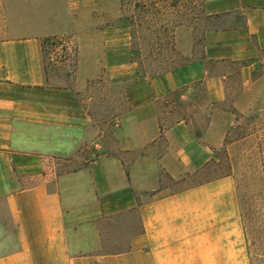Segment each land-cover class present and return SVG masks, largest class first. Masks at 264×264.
I'll list each match as a JSON object with an SVG mask.
<instances>
[{
	"label": "crops",
	"instance_id": "crops-1",
	"mask_svg": "<svg viewBox=\"0 0 264 264\" xmlns=\"http://www.w3.org/2000/svg\"><path fill=\"white\" fill-rule=\"evenodd\" d=\"M201 10L199 40L174 31L183 65L150 78L115 23L121 0H0V264H250L235 177L189 184L224 145L217 111L201 138L159 101L201 87L216 107L235 73V101L264 102V0ZM62 36L79 44L70 76L45 63L44 41ZM105 79L130 83L99 122L89 93ZM100 223L120 225L118 250H96Z\"/></svg>",
	"mask_w": 264,
	"mask_h": 264
},
{
	"label": "rangeland",
	"instance_id": "rangeland-1",
	"mask_svg": "<svg viewBox=\"0 0 264 264\" xmlns=\"http://www.w3.org/2000/svg\"><path fill=\"white\" fill-rule=\"evenodd\" d=\"M200 5L201 0H121V14H118L120 18L115 23L125 22L128 25L129 58L133 62H143L142 70L148 73L161 66L185 61L177 50V45L173 49L166 37L175 31L178 24H191L190 28L195 30L196 39L199 40L200 28L192 20L198 16ZM159 37L162 40H158ZM43 48L45 63L49 68L67 76L74 72L79 49L77 39L69 36L49 38L44 41ZM139 72L142 75L141 68ZM106 79L97 80L89 93L93 97L90 102L91 109L96 113L99 122L108 121L110 118L114 120L109 116L125 109L121 95L124 86L130 83L126 81L115 84ZM229 85L232 88L229 101L216 107L206 103L203 89L197 87L194 100L180 101V94L177 93L170 97L168 103L166 100L159 101V108L172 112L167 120L169 123L183 115H189L188 121L194 133L201 138L209 130L210 111L212 114L217 111L215 113L218 123L215 129L223 133L224 145L209 167L189 184L195 185L226 175L235 177L249 262L264 264V102L235 101L241 93L235 73ZM263 88L256 89L253 95L261 98L264 94ZM69 226H73V223ZM99 227L102 236L97 240L96 250H118V242L121 240L119 234L122 231L120 225L100 223Z\"/></svg>",
	"mask_w": 264,
	"mask_h": 264
},
{
	"label": "trees",
	"instance_id": "trees-1",
	"mask_svg": "<svg viewBox=\"0 0 264 264\" xmlns=\"http://www.w3.org/2000/svg\"><path fill=\"white\" fill-rule=\"evenodd\" d=\"M209 20H210V17H207L204 15L203 11L201 10V5H200V12H199L198 16L192 20L193 24H196L197 26L202 28L203 25L204 26L208 25L207 23ZM180 25L181 24H178L176 27H178ZM189 26H191V24ZM166 38H168L169 44L174 49L176 47V43L174 41V32L169 37H166ZM158 40H162V38H160ZM136 63H138L139 67L141 68L142 76L143 77H150V78L161 75V74L166 73V72H169V71L175 69L176 67L183 65V63H179V64H174V65L161 66V67L154 69L150 73H148V72L142 70L143 66H144L143 62L136 61Z\"/></svg>",
	"mask_w": 264,
	"mask_h": 264
}]
</instances>
